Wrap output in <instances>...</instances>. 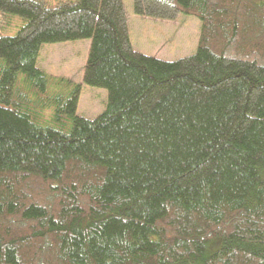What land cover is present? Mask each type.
Returning <instances> with one entry per match:
<instances>
[{
    "label": "trees",
    "instance_id": "trees-1",
    "mask_svg": "<svg viewBox=\"0 0 264 264\" xmlns=\"http://www.w3.org/2000/svg\"><path fill=\"white\" fill-rule=\"evenodd\" d=\"M200 22L196 51H137L123 0H0V264H264V0H132ZM90 40L80 86L38 66ZM22 76V79H21Z\"/></svg>",
    "mask_w": 264,
    "mask_h": 264
},
{
    "label": "rangeland",
    "instance_id": "rangeland-1",
    "mask_svg": "<svg viewBox=\"0 0 264 264\" xmlns=\"http://www.w3.org/2000/svg\"><path fill=\"white\" fill-rule=\"evenodd\" d=\"M57 0H48L55 3ZM128 11L129 35L134 48L164 60H176L192 55L197 49L199 20L192 15L179 14L173 20L139 16L132 12V0H123ZM22 25L18 16L0 15V31L14 35ZM142 45V49L138 47ZM90 40L44 44L38 66L50 76L70 79L80 86L76 113L85 118L96 117L107 101V91L87 86L83 81ZM22 79V76H21Z\"/></svg>",
    "mask_w": 264,
    "mask_h": 264
},
{
    "label": "crops",
    "instance_id": "crops-1",
    "mask_svg": "<svg viewBox=\"0 0 264 264\" xmlns=\"http://www.w3.org/2000/svg\"><path fill=\"white\" fill-rule=\"evenodd\" d=\"M130 40H131V43H132V45H133V42H132V39H131V38H130ZM133 47H134V46H133ZM138 47H140V49H142L143 46L140 45V44H138ZM135 49H136L137 51H140L139 48H135Z\"/></svg>",
    "mask_w": 264,
    "mask_h": 264
}]
</instances>
